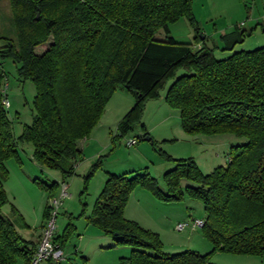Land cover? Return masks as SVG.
Instances as JSON below:
<instances>
[{
  "label": "trees",
  "instance_id": "16d2710c",
  "mask_svg": "<svg viewBox=\"0 0 264 264\" xmlns=\"http://www.w3.org/2000/svg\"><path fill=\"white\" fill-rule=\"evenodd\" d=\"M191 1L8 0L14 38L0 36V59H11L18 78L36 86L31 122L24 124L18 139L32 145L36 163L57 170L63 180L74 174L81 159L78 141L89 135L118 87L135 97L133 108L117 124L120 136L137 125L145 100L166 88L165 101L178 111L186 132L246 138L230 146L227 162L208 173L190 157L174 159V167L163 174L165 193L146 171L133 176L107 173L87 221L110 235L114 244L131 246L119 264H214L209 256L215 251L264 255V46L233 51L247 32L238 31L237 25L221 35L223 49L232 53L216 58L199 36ZM181 18L194 25L192 41L169 35V24ZM160 29L164 39L155 36ZM37 47L45 48L36 52ZM178 70L183 73L177 75ZM3 78L0 70V210L9 203L5 162H20L11 121L1 104L6 96ZM93 170L85 176L84 188ZM181 179L192 183L186 192L204 206L200 229L212 245L204 254L164 252L157 233L123 215L135 186L163 199H179ZM36 183L50 195L57 185ZM72 231L67 225L54 241L63 248ZM35 248L36 243L0 212V264H15L17 259L30 264Z\"/></svg>",
  "mask_w": 264,
  "mask_h": 264
},
{
  "label": "rangeland",
  "instance_id": "374dc122",
  "mask_svg": "<svg viewBox=\"0 0 264 264\" xmlns=\"http://www.w3.org/2000/svg\"><path fill=\"white\" fill-rule=\"evenodd\" d=\"M263 3L264 0L191 1L193 16L200 28L199 36L201 39L205 37L204 43L213 49L216 58H225L232 53V51L223 49L224 43L220 36L234 30L241 23L242 26L238 28V31L245 30L247 32L243 41L235 44L233 51L252 50L264 46ZM169 35L177 41H192L195 35L194 25L188 19L181 18L169 24ZM0 36L14 38L8 0H0ZM155 36L164 39L165 32L160 29ZM44 48L37 47L35 51L41 52ZM0 70L4 72L3 83L6 84L4 94L10 102L7 115L11 121L16 147L25 163L32 164L33 161L29 156L32 145L19 140L18 136L24 124L31 122L36 86L29 79L20 80L18 78L17 64L9 58L0 59ZM181 73L183 70H178L177 75ZM165 92L166 88H161L158 96L147 98L141 108L137 125L126 135L120 136L117 125L114 123L117 117H124L133 108L135 97L126 89L121 87L116 89L95 125L105 121L106 126L110 125L112 128L108 135V146L104 147V138L101 137L99 155L94 159L88 157L85 162H80L78 168L75 167L74 174L63 180L68 184L67 193L69 195L63 199L58 210L56 233H61L68 221L75 225L85 224L84 217L90 212L97 197L95 190L105 171L120 174L126 173L128 170L124 169L131 164L144 167L142 171L155 177L162 193H165L166 184L163 174L174 167V159L190 157L202 173H208L216 166L224 165L227 162V152L230 146L246 141L244 137L227 132H186L180 124L178 111L165 101ZM142 125H144L143 128ZM142 129L144 130L142 131ZM95 130L100 129L97 127ZM146 132L150 140L143 139L142 135ZM130 137H135L137 143L127 146L126 140ZM83 139H80L78 144ZM6 167L8 177L4 181V188L9 203L4 208L2 207L0 212L13 220L18 228L19 223L24 221L32 227H38L45 205L58 196L62 181L57 182L59 185L53 187L51 195L49 190L42 188L36 182L43 181L51 184L55 179L61 177L60 172L40 166L34 170L35 174L32 176L31 174L29 176L22 175L20 162L14 158L6 161ZM93 168V174L88 178L84 188L85 176L92 172ZM133 175L134 172L128 173V176ZM190 184H192L190 181L181 179L182 192L179 199H163L151 189L137 185L128 196L123 215L126 219L133 220L142 227L157 233L164 252L175 253L190 250L201 254L207 253L212 248L211 242L203 235L200 228H193L192 225L193 220L204 218L205 210L200 199L192 197L186 192L185 187ZM12 206L18 210L11 211ZM83 209L84 212H82ZM80 212L82 214L78 216ZM69 213H73V218L70 220H68ZM179 222L187 223L182 231H177L175 228ZM73 238H77L76 234L71 235V239ZM103 238L105 241L102 244L103 250H114L112 251L114 254L119 250L126 253L124 256L130 254L131 246L114 244L110 235L104 234ZM106 241H110L109 244L112 245L110 248H106L108 245ZM107 255L108 253L98 255L96 250L91 254L95 263H106L109 259ZM71 257L78 262L81 260L80 255ZM209 261L214 264H264V255L215 251L210 254ZM45 262L47 261H42L39 264H46ZM50 264H67V261L57 263L50 261Z\"/></svg>",
  "mask_w": 264,
  "mask_h": 264
},
{
  "label": "crops",
  "instance_id": "0c3cea01",
  "mask_svg": "<svg viewBox=\"0 0 264 264\" xmlns=\"http://www.w3.org/2000/svg\"><path fill=\"white\" fill-rule=\"evenodd\" d=\"M263 6H264V3H263ZM202 44H203V42H200V43H197L195 46L198 48ZM123 89H126V88H123ZM9 106H10V104H9ZM118 116H120V115H118ZM120 119H121V117H117V119H116L114 124L117 125ZM101 122H99V124L97 126H95L91 130L89 135L80 142L81 145H79L80 143L78 144L79 148L82 151V156H81L80 161H78V163L76 165L77 168H78L79 163L80 162L81 163L85 162L86 159H88V157L91 158V159H94L96 156L99 155L100 150H101L100 149L101 146L99 144L100 143L99 140H100L101 137L104 138V147L106 148V146H108V142H109L108 141V135H109V132L112 130V128L110 127V125L106 126L105 121H103V123H101ZM97 127L100 130H95V129H97ZM143 130L144 129H142V131ZM145 130L147 132H149V130H147V128H145ZM145 137H148V136L146 135ZM149 140H150V138H149ZM17 151H18V148H17ZM18 155H19V158H20V165H21L20 168H22V172H23L21 174L22 175H26V176H29L30 174L32 176V174H35L34 170H37V167H40L41 165H39L38 163H36L33 160L32 151L29 153V156H30V158L33 161L32 164H29V163L26 164L25 161L20 157L19 151H18ZM5 165H6V162H5ZM143 169H144V167L142 168L141 166H137V165H132L131 164V165H128V167H126V169H124V170H128L126 172H136V171H142ZM107 173H114V172L105 171V174L103 176H101L102 178L99 181V183L97 184V189H96L97 191L95 190V192H97L96 193L97 196H98V194L100 193V191L102 190V188L104 186L105 180L107 178ZM59 181H63L62 177L58 178L57 180L55 179V182H59ZM88 184H89V182H88ZM57 185H59V184L57 183ZM5 191H6V189H5ZM94 202H93V205H94ZM47 205L48 204H46L45 207ZM93 205L90 208V212L84 217L85 218V224H79V225L77 224V225H75V223H72L71 221H68L67 224L65 225V227L63 228L62 232L61 233H56V235L63 234L65 228L69 224L72 227V230H74V231H72L73 233L71 232L69 234V237H68V239H67V241H66V243H65V245L63 247L64 259L61 262H66L67 261V264H83V263H86V264H119L120 257H123L124 255H126V253L121 252L119 250H117L118 252H115V254H114V252H112L114 250H103L104 246L102 244L105 242L104 238H103L104 234L98 228H96L95 226H93L92 224H90L87 221V217L90 215ZM4 206H3V208H4ZM45 207L43 209L42 219H41L40 224L38 225V227H32L31 225H29L27 222L24 221V222H20L19 223V225H18L19 228H18L16 223L13 220H11L13 222V224H14L15 229L25 239L32 240L35 243L38 242V239H39L40 233H41V227H42V225L44 223V220H45L44 217H43L44 211H45ZM10 210L13 211L12 207L10 208ZM14 210H18V208L14 207ZM21 212H23V211H21ZM65 212L67 213V211H65ZM82 212H84V209H83ZM81 214L82 213L80 212V214L78 216H81ZM72 216H73V213H69L68 214V218H69L68 220L73 218ZM130 218H132V217H130ZM72 234H76L77 238L71 239V235ZM106 242H107L106 244H108L106 246V248H110L112 246V245L109 244L110 241H106ZM94 250L98 251V255L99 254H103V253H108V255H107V257H109V259H107L108 261H106V263H103V262L102 263H95V261L92 259V256H91V254H92V252H94ZM73 255H76V256L80 255L81 256L80 257L81 260L79 262H78V260H74L73 257H71ZM45 263L46 264H50V262H48V261L45 262ZM15 264H24V263H23V261L21 259H17Z\"/></svg>",
  "mask_w": 264,
  "mask_h": 264
},
{
  "label": "built area",
  "instance_id": "2783aa9c",
  "mask_svg": "<svg viewBox=\"0 0 264 264\" xmlns=\"http://www.w3.org/2000/svg\"><path fill=\"white\" fill-rule=\"evenodd\" d=\"M241 26L242 23L238 25V27ZM5 88L6 84L4 85V90ZM1 104L5 109L9 107L10 102L6 96L1 98ZM135 143H137V139L135 137H130L126 140L127 146H132ZM60 184V193L48 204V216L44 220V223L41 227L40 237L36 243V248L31 257L30 264H39L42 261H52L57 263L64 259L63 248L58 242L54 241V237L56 236V217L58 210L63 202V199L69 195L67 193V182L62 181ZM186 225V222H179L176 224L175 228L177 231H182ZM192 225L193 228H201L203 225V219L193 220Z\"/></svg>",
  "mask_w": 264,
  "mask_h": 264
},
{
  "label": "water",
  "instance_id": "95a60500",
  "mask_svg": "<svg viewBox=\"0 0 264 264\" xmlns=\"http://www.w3.org/2000/svg\"><path fill=\"white\" fill-rule=\"evenodd\" d=\"M37 16H38V14L36 15V17H37ZM144 139H145V140H149V137H145Z\"/></svg>",
  "mask_w": 264,
  "mask_h": 264
}]
</instances>
